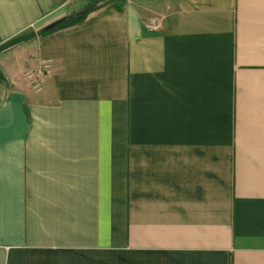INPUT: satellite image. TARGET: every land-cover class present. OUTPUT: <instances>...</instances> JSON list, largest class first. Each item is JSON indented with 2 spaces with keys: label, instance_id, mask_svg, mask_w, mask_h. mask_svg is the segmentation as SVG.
Returning a JSON list of instances; mask_svg holds the SVG:
<instances>
[{
  "label": "crops",
  "instance_id": "0c3cea01",
  "mask_svg": "<svg viewBox=\"0 0 264 264\" xmlns=\"http://www.w3.org/2000/svg\"><path fill=\"white\" fill-rule=\"evenodd\" d=\"M87 1L0 0L83 14L0 53V264H264V0Z\"/></svg>",
  "mask_w": 264,
  "mask_h": 264
},
{
  "label": "trees",
  "instance_id": "16d2710c",
  "mask_svg": "<svg viewBox=\"0 0 264 264\" xmlns=\"http://www.w3.org/2000/svg\"><path fill=\"white\" fill-rule=\"evenodd\" d=\"M111 1H115V0H89V2H91V4L87 7V9L85 10L84 13H87V12H89V11H92V10H94V9H97V8H99V7H102L103 5H105V4H107V3L111 2ZM82 15H83V14H81V13H80L79 15H75V16L73 15V16H71V17L69 18V20H67V22H65V23H63V24H61V25H58V26H56V27H54V28H52V29H49V30L41 29V30H39V31L35 34V36H34V34H33V35L31 34L30 37H28V36H27V37H26V36H23V37H21V38H17V39L11 40L10 42L5 43L4 45L1 46V48H0V53H4L5 51H7L8 49H10L11 47H13V46H15V45H17V44H19V43H21V42L31 41L32 39H35L36 36L47 35V34L51 33L52 31H54V30L60 28L61 26L65 25V24H68V23L71 22V21H74L75 18L78 19V18H79L80 16H82ZM33 36H34V37H33ZM32 37H33V38H32ZM0 75L3 76V72H2L1 69H0Z\"/></svg>",
  "mask_w": 264,
  "mask_h": 264
},
{
  "label": "water",
  "instance_id": "95a60500",
  "mask_svg": "<svg viewBox=\"0 0 264 264\" xmlns=\"http://www.w3.org/2000/svg\"><path fill=\"white\" fill-rule=\"evenodd\" d=\"M66 21H67V18L57 20V21L53 22L52 24L48 25L47 27H45L44 29H46V30L52 29L58 25L65 23Z\"/></svg>",
  "mask_w": 264,
  "mask_h": 264
},
{
  "label": "rangeland",
  "instance_id": "374dc122",
  "mask_svg": "<svg viewBox=\"0 0 264 264\" xmlns=\"http://www.w3.org/2000/svg\"><path fill=\"white\" fill-rule=\"evenodd\" d=\"M72 1H77V0H72ZM90 4H91V2H88V1H87V5H86L85 7H88ZM46 66H48V65H46ZM39 75H42V73H41V74L39 73ZM39 75H38V76H39ZM40 78H41V77H37V76H35V83H36V86H38V87L41 85V80H40Z\"/></svg>",
  "mask_w": 264,
  "mask_h": 264
}]
</instances>
